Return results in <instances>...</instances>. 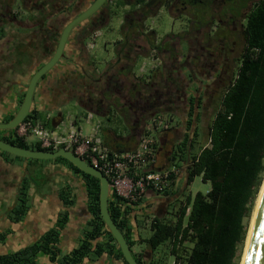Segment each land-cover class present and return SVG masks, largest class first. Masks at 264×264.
<instances>
[{
    "label": "trees",
    "instance_id": "16d2710c",
    "mask_svg": "<svg viewBox=\"0 0 264 264\" xmlns=\"http://www.w3.org/2000/svg\"><path fill=\"white\" fill-rule=\"evenodd\" d=\"M144 1L134 0V4ZM146 1L147 5L170 6V0ZM223 2L226 4L223 13L228 16L230 21L241 14L244 16V24L241 27L243 47L234 61V67L231 64L232 50L229 41L227 38L222 41L229 51L227 66L229 78L218 90V84L214 81L215 78L211 77L212 75L210 76L212 80L205 81L208 83L205 92L201 90L203 81H199L200 77L197 76L198 73L195 69L192 73L196 76V81L192 77H189L190 80L184 76L186 83L184 102L180 101V103L187 116L186 123L191 127L190 135L184 136L177 145L175 153L167 158L169 163L183 167L180 172L184 176L180 194L183 198L178 197L180 199L177 207L173 209L174 219H166L164 215L154 216L150 222L151 234L144 240L150 250L168 241L169 253L176 258H184L189 264H238L248 231V221L252 215L264 175V0H223ZM249 2L252 3L250 7H248ZM3 3L8 2L3 0ZM128 3V0H118L117 5L124 6ZM0 12H3L1 8ZM14 28V24L10 23L7 29L9 31ZM229 31L233 32L234 36L238 34L236 29ZM186 33L184 34L186 35ZM230 34L228 32V36ZM166 36L167 39L162 47L161 43H155L153 31H150L145 38L148 42L147 48H143L141 51L147 54L151 50H157L159 53L161 48L164 49L163 64L158 69H161L165 75L164 78L169 79L171 74L174 77L177 76V73L182 74V70L177 68V73L176 71L170 72L169 69L172 71L176 62L170 60L173 48L168 42L174 38L183 39V34H168ZM216 36H218L217 33L213 35V37ZM191 55L190 52L186 59L191 67H195L194 58ZM40 64L38 62V65ZM191 81L196 83L193 90H189ZM206 96L216 104L207 126L208 142L197 152H193L194 140L191 136L198 134L196 125L200 116L199 109ZM159 113L161 112H155L153 118L158 117ZM127 117L130 119L129 121H135L132 115ZM35 119H37V113L31 106L23 121H34ZM146 126L143 124L139 128H134L135 130L133 129L132 133L128 134V138H124V141L109 140L103 132L104 143L116 151L132 150L140 136L148 133ZM2 139L23 148L51 150V148H42L39 143L27 144L24 138L17 136L11 139ZM158 155L159 157L161 155L160 148ZM186 155H188L187 158ZM59 158L65 160L71 170L82 178L90 215L87 222L89 230L85 231L76 247L61 257L58 256L61 249L57 246L59 230L53 228L43 233L37 243L10 254H0V264H36L35 256L38 252L47 254L50 264H80L89 253L100 254L104 247L110 255L121 257L123 264H128L101 219L98 179L82 172L65 158ZM161 165L159 162V166ZM197 175H200L203 182L210 183V189L206 193L197 191L194 196L184 195V190ZM176 181L173 180L171 186L163 192L167 194ZM19 190L17 205L13 207V221H18L26 213L27 185L22 184ZM67 194L59 192V198L64 206L70 204L66 198ZM122 204H125V201L110 189L109 213L126 238L129 247H132L134 243L128 240V228H125L127 218L123 213L126 211L122 209ZM66 219L67 213L65 212L60 218L59 228L63 226ZM1 235L0 240L3 239V235ZM104 235L108 238L106 242H96L92 246L94 240ZM112 246H115V251L111 250ZM146 254L145 258L142 256L143 259L134 254L133 256L140 264H155L152 257L148 256L150 254L148 250H146Z\"/></svg>",
    "mask_w": 264,
    "mask_h": 264
},
{
    "label": "flooded vegetation",
    "instance_id": "af4514ba",
    "mask_svg": "<svg viewBox=\"0 0 264 264\" xmlns=\"http://www.w3.org/2000/svg\"><path fill=\"white\" fill-rule=\"evenodd\" d=\"M92 1L15 0L14 2L9 0L4 4L0 0V8L3 10L0 12V122L11 119L8 117L13 116L18 109L24 95V93L21 95L20 88L21 81L25 80L23 79L24 74L28 73L31 76L40 65H43L51 57L63 27L84 11ZM128 1L129 3L124 6H128L129 11L122 14L121 22L118 24L120 38L114 42L113 57L103 62H97L94 56L89 54L93 48V44L89 41L99 34L102 27L109 25L116 17L114 10L123 7L117 5L118 0H105L94 13L71 30L64 46L63 57L43 74L45 77L42 75L38 80L35 90L37 89L38 98H43L41 103L56 109L66 101L72 100L83 110L89 111L92 115H104L108 120L111 119V111H114L118 113L121 122L127 127L128 134H130L134 128H139L143 124L147 125L155 112L167 111L166 109L169 107H179L181 114H185L184 107L180 103V101L184 102L183 95L186 87L184 76L192 77L196 81V76L192 73L194 69L198 73L197 76L200 77L199 81H203L202 91L207 90L208 83L205 81L212 80L211 75L218 84L217 90L224 86L229 78L227 69L229 51L222 41L226 38L229 41L228 30L236 29L235 19H231L232 27L230 29H226L227 19H217L220 25L218 31L216 30L210 35L207 34V39L205 36V39L200 40L199 34H196L201 32L202 25L208 27L209 21L206 18L201 20L199 12L204 8L207 9L212 0H178L182 8L186 6V1L193 8L198 6L197 9L194 8L198 10V15L194 12L195 23H191L194 27L191 29L194 35V46L190 47L186 42V52L183 53L179 39L174 38L168 42L173 48V55L170 56L172 59H169L176 62L172 71L168 69L170 72H175L178 69L186 70L187 73L179 75L176 71L177 76L169 74V79L164 78L165 75L162 73L157 81L150 80L148 82L133 73V61L138 54L147 55L141 51L143 48H147L148 43L145 39L147 32L144 29L143 21L149 14L155 12L151 11L152 8L157 9L162 5H147L146 0L135 4L134 0ZM12 2L15 3V13L11 10ZM221 2L224 3L223 0ZM171 6L173 7V4L169 7ZM21 10L24 13L22 17ZM10 23L14 24L15 30L21 29L22 32L8 31L7 27ZM208 31L210 28L207 33ZM185 32L187 30L181 34L186 39L188 32L186 35ZM215 33L218 36L213 37ZM166 39L167 36L164 40H158L155 43H161L164 47L163 43ZM71 48L74 50L73 53ZM70 52L72 57L68 56ZM163 52L165 50L162 48L159 53L157 50L154 51L160 66L163 64ZM190 52L194 58L195 67H191L186 59ZM38 62L41 64L38 65ZM19 67L21 73H18ZM28 77L29 80L30 77ZM161 79L162 83L159 81ZM189 79L191 80V78ZM194 84L196 83L194 82ZM45 104L43 105L45 106ZM15 105L16 110L10 113L9 107H15ZM31 106L33 105L31 104ZM129 115H132L134 122L127 119ZM11 131L0 130V138H13L14 136L9 135ZM99 131L104 136L101 127ZM175 151L172 149L169 154L171 155ZM8 160V156H3L0 153V185L3 186L11 180L9 169L11 170L13 162ZM3 170L7 172L4 173ZM8 178L10 179L7 180Z\"/></svg>",
    "mask_w": 264,
    "mask_h": 264
},
{
    "label": "rangeland",
    "instance_id": "374dc122",
    "mask_svg": "<svg viewBox=\"0 0 264 264\" xmlns=\"http://www.w3.org/2000/svg\"><path fill=\"white\" fill-rule=\"evenodd\" d=\"M3 1V0H2ZM6 1V0H5ZM9 0H7L8 2ZM12 1V0H11ZM15 2V0H13ZM114 1V0H112ZM222 0H212L210 6L207 9H202L199 14H201V20L207 19L209 21L208 27L205 25L201 26V32L199 34V39H207V34L210 35L211 33L215 32L220 28L217 19H227L226 21V28L230 29L231 23L228 16L223 13L224 7L226 4H222ZM256 1V0H254ZM11 5L12 12L15 13V3L12 2ZM173 4V7H169L168 9L165 6H160L159 8H152L151 11H155L152 14H149L143 21L145 25L144 29L146 32L149 33L153 31L154 41L157 42L158 40H164L166 35L168 34H180L183 31L188 32V35L185 38L179 40V45L181 51L183 53L186 52V42L190 47L194 46V35L191 23H195L196 16H194V12L196 15L198 10L194 8H198V6L191 7L190 4L186 1V6L184 8L180 7L178 0H170L169 5ZM251 2L248 3V7L251 6ZM156 9V10H155ZM129 11L128 6L118 7L114 10V14L116 17L113 18L111 23L105 27H102L99 30V34L95 36L93 39L89 41L93 44V48L91 49L94 59L103 62L104 60L111 59L114 55V42L120 38V30L118 29V24L121 22V16L123 13ZM21 12V17L24 13ZM243 12V10H242ZM26 17V16H24ZM243 14L239 15L235 18V25L236 31L238 32L237 35H233L231 33L232 38L229 39L230 48L232 49V54L230 55L231 64L235 67V59L238 57L242 47H243V38L241 33L242 24H244ZM28 18V16H27ZM194 18V19H193ZM193 21V22H192ZM8 28V27H7ZM210 28V31L207 30ZM232 30V29H230ZM9 31H16L17 33L22 32L21 29L15 30L11 29ZM228 36V37H231ZM235 42V43H234ZM156 55L153 50L149 51L147 55L138 54L133 61V73H135L139 78L143 80H150L157 81L162 76L159 60L155 58ZM156 64V65H155ZM154 65L156 67H154ZM233 68V67H232ZM234 70V69H233ZM186 70L182 71L185 73ZM187 73V72H186ZM160 81V80H159ZM28 79L21 81V95L24 93V89L27 85ZM189 90H193L195 87L194 82L189 84ZM217 93V92H216ZM37 89L34 91L33 98H32V105L39 104L40 99L37 98ZM204 103L201 105L199 109L200 116L198 117L199 121L197 123V136H191L192 140H194L193 152H197L200 147L206 145L208 140L207 134V126L210 122L216 104L212 102L211 98L208 96L204 97ZM19 103V100H18ZM42 104H45L42 102ZM48 106H41L38 110V120L42 121L45 118V113L48 111L52 114L55 119H53L50 123H48V127H56L58 125L59 129H69L70 122L75 119L76 123L73 124V127H79L83 134H89L91 132V126H95L99 124V128L101 125H104L109 133L106 135L109 140L112 141H124V138H128V129L121 122L118 113L111 111V119L108 120L104 115L93 114L92 122L88 123L84 120L85 110L78 106L72 100L66 101L64 104L59 106L58 108H53V110L48 109ZM8 111L13 113L16 110V105L9 107ZM167 111H163L159 113L158 117L161 119L162 124H166L167 127H162L160 125L158 128L156 127L155 130L151 129L150 134L155 138L157 142V146L161 149V155L159 157V162L162 164L161 166H165L169 164L168 156H170V151L172 149L177 150V145L183 140L184 136L190 135L191 127H189L186 123L187 116L186 114L182 115L180 112V108L173 107L167 108ZM174 112H171V111ZM177 114V118L176 117ZM61 116V122H60ZM148 121V120H147ZM59 123V124H58ZM147 125L150 127L154 125L152 121H148ZM195 126V125H193ZM155 127V126H154ZM98 128V130H99ZM104 127H101L103 130ZM100 132V131H99ZM14 134V129H12V136ZM101 135V132H100ZM102 136V135H101ZM124 136V137H123ZM103 138V136H102ZM33 140L34 142L30 141ZM27 144H34L35 137L29 136L27 138ZM3 156H8L10 162H13V168H15V162L22 161L24 164L32 163V166L27 168V174L25 177L31 181V184L34 187V193L31 194L32 196L28 198L26 202V212L27 215H24L23 219L20 223H15L13 221L14 215L13 212V205L17 202V197L19 193V189H17L15 182V177L9 182H7L4 186L0 185V234L3 239L0 240V254H10L11 252H15L20 250L26 246L32 245L39 241V238L43 233L50 229H57L60 230V218L63 217V213L65 211L70 212L69 209H66L63 206L62 200L59 198V192L68 193L66 195L67 200L70 202L69 205L74 206L75 204H87V195L85 192V187L82 182V178L79 174L74 173L69 165L66 163L65 160L60 159L59 157L54 159H33V158H23L19 156H15L8 152L0 150ZM5 165V163H4ZM18 168V167H17ZM181 166V172H182ZM8 170V169H6ZM5 170V171H6ZM4 171V170H3ZM25 171V170H24ZM7 172V171H6ZM4 172V173H6ZM68 172V173H67ZM6 175V174H5ZM13 175V174H12ZM7 176V175H6ZM15 176V172H14ZM48 180L47 184H44L45 181ZM184 181V176L182 173L179 175L177 181L175 182L174 186L168 191L167 194L165 192L154 193L155 198L151 201L147 202L146 204H142L140 207L141 210V231L140 235L142 239H146L151 234L150 230V222L156 215H164L166 219H174L173 209L177 207V203L179 202L178 197L183 198L181 196L182 192V185ZM264 182V175L262 179V184ZM262 184L259 188L254 207L252 210V215L248 221V231L246 235V239L244 242V246L242 252L240 253V259L238 264H241L245 247L247 244V237L249 234V229L251 227L252 218L255 212V208L257 205L259 193L262 187ZM16 187V188H15ZM39 187V188H38ZM210 189V183L203 182L201 180L200 175H197L193 178L191 183L187 186V189L184 190L185 194H190L194 196V194L199 191L201 193H206ZM27 193V191H26ZM145 198H143L138 203H143ZM136 203V204H138ZM134 204V205H136ZM17 205V204H16ZM15 205V206H16ZM155 205V206H154ZM10 208V209H9ZM139 210V209H137ZM165 210H167L165 212ZM160 213V214H159ZM28 216L30 217L28 219ZM36 216L32 221H34L36 226L30 228L29 224H26L24 228H22V223L26 220L29 221ZM139 216V214L137 215ZM19 220V219H18ZM67 220H69L66 227L63 229V237H67V235L72 236V240L75 241L77 236V231L81 232V225L78 223L76 226L73 224L74 221H78L75 219L74 215L71 213H67ZM72 223V224H71ZM79 228V229H78ZM79 239V238H78ZM144 239V240H145ZM77 242V241H76ZM75 242V243H76ZM145 242V241H143ZM74 243V244H75ZM145 251L148 250L152 254V259L155 264H170L173 257L169 253V242L165 241L158 245L153 250H150L149 246H143ZM59 256V255H58ZM61 257V256H60ZM36 264H50L48 255L43 252H38L35 256Z\"/></svg>",
    "mask_w": 264,
    "mask_h": 264
},
{
    "label": "built area",
    "instance_id": "2783aa9c",
    "mask_svg": "<svg viewBox=\"0 0 264 264\" xmlns=\"http://www.w3.org/2000/svg\"><path fill=\"white\" fill-rule=\"evenodd\" d=\"M91 117L92 114L87 112L84 120L90 123ZM74 120L70 122L69 129H59L58 125L50 129L46 121L38 119L22 121L14 129L13 135L21 138L34 136L35 142L42 148L72 150L101 171L108 179L110 189L128 204L141 201L148 190L163 192L173 180L178 179L181 166L175 163L159 166V148L150 134L151 129L155 130L160 125L167 127L159 117L151 120L154 125L146 126L148 133L140 136L135 148L127 151L109 148L100 135L98 124L91 126L89 134H83L79 127H73ZM172 257L170 264H189L184 258Z\"/></svg>",
    "mask_w": 264,
    "mask_h": 264
},
{
    "label": "water",
    "instance_id": "95a60500",
    "mask_svg": "<svg viewBox=\"0 0 264 264\" xmlns=\"http://www.w3.org/2000/svg\"><path fill=\"white\" fill-rule=\"evenodd\" d=\"M104 1L105 0H93L84 11L71 19L63 27L53 54L30 76L25 87L23 99L18 109L13 114L11 119L6 122H0V130L15 129L23 121L31 108L32 98L38 80L43 74L49 71L61 57H63L64 46L71 30L81 21L94 13ZM0 150L23 158L54 159L56 157H63L82 172L97 178L99 181L98 201L101 219L115 239L124 260L128 264H140L134 258L126 238L124 237L121 230L117 227L109 213L108 197L110 191V183L108 179L101 173V171L76 155L72 150L65 148H58L57 150H37L23 148L16 146L15 144L6 142L0 138ZM187 156L188 155H186V158ZM245 249L246 250L244 251V256L241 264H264V184ZM64 254L65 251H62L59 256H63Z\"/></svg>",
    "mask_w": 264,
    "mask_h": 264
},
{
    "label": "crops",
    "instance_id": "0c3cea01",
    "mask_svg": "<svg viewBox=\"0 0 264 264\" xmlns=\"http://www.w3.org/2000/svg\"><path fill=\"white\" fill-rule=\"evenodd\" d=\"M71 47H72V45H71ZM73 49H74V47H73ZM73 49L71 50L72 53L74 51ZM71 52L69 53L70 55H68L70 57L73 56V55H71ZM89 54L90 55H93L91 50L89 51ZM155 65H154V67H156ZM20 71H21V69L19 67L18 73H21ZM24 75L25 76H23V79H27V76L30 77V75L28 73H26ZM38 99H40L39 104H34L32 106V108H34L35 112L37 113V119L39 117L38 116V113H39L38 110L40 109L41 106H44L41 103V101L43 100V98L39 97ZM48 109H50V110L52 109L53 110V108H50V107H48ZM85 112L87 113L89 111H85ZM86 113H85V115H86ZM44 116H45V118H44L43 121H46L47 123H50L53 119H55V117L52 114H50L48 111L45 113ZM92 118H93V115H92L91 119L89 120L90 122L93 121ZM60 121H61V116H60ZM74 121L76 123V120H74ZM101 127H104V130L102 132H104L105 135H108V133H109L108 129L104 125H101ZM54 128L55 127H50V129H54ZM9 135H12V131L10 132ZM24 140L27 142V138H24ZM30 141L34 142L33 140H30ZM30 166H32V163H29L28 162V164H25V163L23 164L22 161H19V162L16 161L15 162V168H13V170L12 169L11 170L9 169V172L11 171V173H10L11 174V178L13 179L15 177V182L18 181V183L16 184L17 189H20V186L22 184L27 185V190H26L27 191V195L31 197L32 196L31 194L34 193V187L31 184V181L25 177V175L28 173L27 172V168H29ZM2 172H4V171H2ZM14 172H15V176H14ZM9 179L10 178H8L7 180H9ZM47 182H48V180H46L44 184H47ZM154 193L155 192H153L151 190H148L146 192V194L144 195V197H143V198H145L144 201H143V203H140V204L138 203L136 205H134V204L132 205V204L125 203V204H122L121 205L122 209L126 211V213L125 212H123V213H124V215L127 218V224H126V227L125 228L126 229L128 228V231L126 229H124V230H126L128 232L127 233L128 238H129L128 240H130V241H132L134 243L132 245V247H130L131 252H132V254L136 255L137 257H140L141 259H143V257L147 255L146 254V251H145V249L143 247L144 245L146 246L147 244L145 242H143L145 238L142 239V237L140 235L141 223H142L141 222V217H140V214L142 212L140 210V207H141L142 204H146L147 202H149L152 199H154L155 198V196H154L155 194ZM30 197H28V198L30 199ZM15 205H16V202H15ZM15 205H13V207ZM64 207L66 209H69V211H70V212L65 211L66 213H71V215H74L75 216V219L78 220V221H74L73 220V222H74L73 224L76 226L78 223H80V225H81V232H79V230L77 231V236H78L79 239L77 238L75 241L72 240V236H70V235H67V237H63L64 236L63 235V229L66 227V225L68 224L69 220L66 219L65 223L60 228L57 246L60 247L61 252L62 251H65V254H66L68 251H70L71 249H73L74 247H76L79 244L80 239L83 237L85 231L86 230H89L87 222L90 219V215H89V212H88L87 204L86 203L83 204V205L82 204H79V205L78 204H75L74 206L67 205V206H64ZM137 209H139V210H137ZM138 214H139V216H137ZM24 215H27V212ZM24 215H22L19 218L18 221H15V223H20L23 219H25V218H22ZM35 217L36 216H33V218L30 219L29 221L26 220L25 222H27V223H22V228H24L25 225L26 224H29V223H30L29 227L30 228H32V227L34 228L37 223H35L32 220ZM29 218L30 217L28 216V219ZM107 239L108 238H107L106 235L100 236L96 240L93 241V243H92L93 245L92 246H94L96 242H98V243H104V242L107 241ZM109 242H110L111 245H113V243L111 241H109ZM115 249H116L115 246H112L111 250L112 251H115ZM148 256L152 257V254L150 253ZM80 264H123V261H122V258L121 257H116V256H113V255H110L108 253L107 249L104 247L103 251L100 254H97V253H94V252L93 253L92 252L89 253V255L87 257H84L83 258V260L81 261Z\"/></svg>",
    "mask_w": 264,
    "mask_h": 264
},
{
    "label": "bare ground",
    "instance_id": "6f19581e",
    "mask_svg": "<svg viewBox=\"0 0 264 264\" xmlns=\"http://www.w3.org/2000/svg\"><path fill=\"white\" fill-rule=\"evenodd\" d=\"M263 184H264V182H263ZM263 184H262V187H261V190H260V193H259V197H258V201H257L256 208H257V206H258V202H259V200H260V196H261V192H262ZM154 206H155V205H154ZM256 208H255V212H256ZM255 212H254V215H253V218H252L251 226H252V223H253V220H254ZM250 230H251V227H250V229H249V233H250ZM248 237H249V234H248ZM248 237H247V241H248ZM245 250H246V249H245ZM243 256H244V255H243ZM242 259H243V258H242ZM241 262H242V261H241Z\"/></svg>",
    "mask_w": 264,
    "mask_h": 264
}]
</instances>
